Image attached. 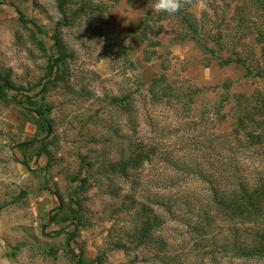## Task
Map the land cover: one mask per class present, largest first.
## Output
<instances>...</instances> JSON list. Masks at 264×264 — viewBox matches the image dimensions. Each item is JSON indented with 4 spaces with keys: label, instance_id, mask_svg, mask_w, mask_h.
Returning <instances> with one entry per match:
<instances>
[{
    "label": "rangeland",
    "instance_id": "obj_1",
    "mask_svg": "<svg viewBox=\"0 0 264 264\" xmlns=\"http://www.w3.org/2000/svg\"><path fill=\"white\" fill-rule=\"evenodd\" d=\"M211 3L207 28L243 37L250 72L171 15L146 35L150 0H75L65 13L58 0H0L12 83L0 87V264H264L228 247L229 222L204 218L215 192L264 181V51L232 16L244 0L192 9ZM55 34L66 57L51 75Z\"/></svg>",
    "mask_w": 264,
    "mask_h": 264
},
{
    "label": "trees",
    "instance_id": "obj_2",
    "mask_svg": "<svg viewBox=\"0 0 264 264\" xmlns=\"http://www.w3.org/2000/svg\"><path fill=\"white\" fill-rule=\"evenodd\" d=\"M75 0H58V8L62 13H65L69 4H72ZM197 0H190L189 3L175 15H171L178 19V23L181 26L182 36L195 40L198 46L205 52H209L212 56H218L225 63H240L246 70L250 72V65L246 62L239 52L238 45H245V41H242L243 37H225L219 30H213L207 28L206 22L203 18H207L210 22L211 17H208L213 11L216 14V5L214 3L209 4V8L204 10L202 17L194 13L192 7H194ZM227 8L231 6L227 3ZM167 13H156L152 9L147 10L142 16L140 23L143 25V31L147 35L149 32H161V28L164 27L163 20H166ZM232 16L238 22V27L242 30L248 31L254 34V40L261 44V50L264 51V0H244L243 4H238L234 8V14ZM21 20H24L21 15ZM218 26H216V29ZM246 36V37H247ZM54 45L57 48L58 57L53 60L50 66V74L54 73V70L61 65H64V58L66 57L64 44L61 37L57 34L53 35ZM153 43H159L158 40L151 38ZM229 42V56L223 58L218 55V49L222 50L227 46ZM4 80V84H0V87L4 85L6 89L12 87V83L8 78L0 76V81ZM46 87V85H45ZM153 96L157 94L153 91ZM136 154L141 157H149L151 151L144 149L137 150ZM212 202L215 205V213L206 212L205 220L208 223H213L217 217L229 222V231L233 237L229 242L228 247L238 252L240 255H253L264 256V181H260L254 185H248L240 182L235 188L230 191L221 192L217 191L211 197ZM141 210L148 215L150 208L144 202L140 203ZM150 217V216H149ZM146 217L144 224L146 227V233L149 234V229L152 224L156 223V216ZM145 228L143 229V234ZM145 235V234H144Z\"/></svg>",
    "mask_w": 264,
    "mask_h": 264
},
{
    "label": "clouds",
    "instance_id": "obj_3",
    "mask_svg": "<svg viewBox=\"0 0 264 264\" xmlns=\"http://www.w3.org/2000/svg\"><path fill=\"white\" fill-rule=\"evenodd\" d=\"M190 0H150V7L156 13H167L168 15H175L185 4Z\"/></svg>",
    "mask_w": 264,
    "mask_h": 264
}]
</instances>
